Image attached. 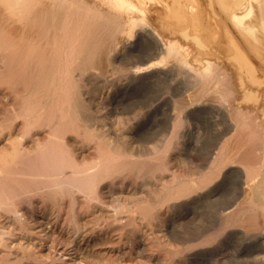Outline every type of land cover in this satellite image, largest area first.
I'll use <instances>...</instances> for the list:
<instances>
[{"label": "bare ground", "instance_id": "obj_1", "mask_svg": "<svg viewBox=\"0 0 264 264\" xmlns=\"http://www.w3.org/2000/svg\"><path fill=\"white\" fill-rule=\"evenodd\" d=\"M143 2L0 0L2 264H264V0Z\"/></svg>", "mask_w": 264, "mask_h": 264}, {"label": "rangeland", "instance_id": "obj_2", "mask_svg": "<svg viewBox=\"0 0 264 264\" xmlns=\"http://www.w3.org/2000/svg\"><path fill=\"white\" fill-rule=\"evenodd\" d=\"M125 1H126V4L129 5L130 10H131L130 12L133 15L134 19H138L135 17H138V16L140 17L142 13H144L146 17H151L154 14V7H152V5H150L149 3L143 2V0H125ZM143 10H144V12H142ZM134 30H137L138 36L136 38H132L130 40L128 46L124 48V51L122 52V55H121V59H122L121 64H129V62H131L132 59L140 57L142 54H147L148 51L151 48L155 47V45H156L155 40H157V39L154 37L153 34H151V32L148 28L140 27L137 25L134 27ZM178 58H179V56H177V57L171 56L168 59L170 60L169 61L170 64H178V61H179ZM162 78H163V75L154 76L153 83L162 84V83H159V82L163 81ZM154 91H156V88H154L150 85L146 86V84L142 85V83L139 85L136 84V85H134V87L132 89L129 90V93L127 94V97H129L128 103L132 104V103H134V101L139 102L143 99H146L145 96L147 94H149V95H147V97L150 96V94H152ZM142 96H143V98H142ZM130 99L133 101L129 102ZM158 114H156L157 116H156L155 124H157V125H155V126L156 127H158V126L162 127V125H163L161 123L162 119H160V113H158ZM151 121L153 122L152 118H151ZM160 124H162V125L160 126ZM206 132L209 133V135H207V133L204 134V135H206L205 138L207 137L206 143H208V142L212 141V139L214 137L213 134L215 131L213 132V128L209 126V129L206 130ZM212 132H213V134H212ZM210 137H212L211 140H210ZM205 138L203 137V139H205ZM205 140H204V143H205ZM1 210H3V209L0 208V213L3 212ZM1 214H0V216H1ZM3 214H4V216H6V212H3ZM3 214L1 217H3ZM21 215H22V217H21ZM23 215L24 214H22V212H21L19 217L21 219H24ZM1 217H0V221L2 220V222L4 223L5 220H4V218L1 219ZM2 222H0V234H1L0 237L3 238V239L2 238L0 239L1 244H2V241L5 240L4 239L5 237H3V236L4 235L6 236V234H7V233H5V232H7L6 224L5 223L3 224ZM1 231H3V233ZM3 244H4V241H3ZM1 246H4V245H1ZM1 246H0V252H1L0 255H5L3 258V260H4L6 257V254L4 253L5 250L3 248L1 249ZM2 253H4V254H2ZM2 257L0 256V261H1L0 264L4 263V261L2 260Z\"/></svg>", "mask_w": 264, "mask_h": 264}]
</instances>
